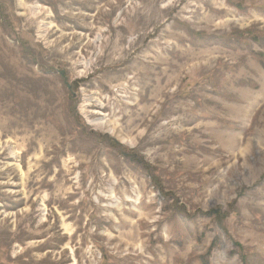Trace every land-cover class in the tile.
Masks as SVG:
<instances>
[{"label":"rangeland","instance_id":"374dc122","mask_svg":"<svg viewBox=\"0 0 264 264\" xmlns=\"http://www.w3.org/2000/svg\"><path fill=\"white\" fill-rule=\"evenodd\" d=\"M0 264H264V0H0Z\"/></svg>","mask_w":264,"mask_h":264}]
</instances>
